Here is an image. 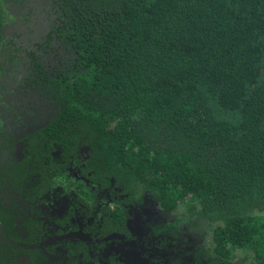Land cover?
<instances>
[{"label":"trees","instance_id":"trees-1","mask_svg":"<svg viewBox=\"0 0 264 264\" xmlns=\"http://www.w3.org/2000/svg\"><path fill=\"white\" fill-rule=\"evenodd\" d=\"M15 58L42 104L19 164L71 163L99 253L264 264V0H0Z\"/></svg>","mask_w":264,"mask_h":264},{"label":"flooded vegetation","instance_id":"flooded-vegetation-1","mask_svg":"<svg viewBox=\"0 0 264 264\" xmlns=\"http://www.w3.org/2000/svg\"><path fill=\"white\" fill-rule=\"evenodd\" d=\"M10 61H0V204H9L5 217H0V264H150L156 256L142 253L138 261L124 249L127 241L112 240L98 252L99 246L83 222V201L92 200L83 182L74 178L71 163L62 168L60 158L55 157L58 164L51 169L42 163L33 170L28 164H19L17 148L22 144V133L38 123L42 104L33 93L20 91L28 77L23 76L27 71L24 64L12 78L15 81L8 80V73L14 74L7 71ZM17 169L28 171L27 176L21 180ZM65 176H71L73 183L66 184ZM156 206L149 210L162 217Z\"/></svg>","mask_w":264,"mask_h":264},{"label":"rangeland","instance_id":"rangeland-1","mask_svg":"<svg viewBox=\"0 0 264 264\" xmlns=\"http://www.w3.org/2000/svg\"><path fill=\"white\" fill-rule=\"evenodd\" d=\"M23 70V60L20 59V58H15L13 60L10 61V64H9V67L7 68V71H14V74L11 75L10 73H8L11 77V79H8V80H12V82L15 81V79H12V78H15V76H17L16 74L18 72H21ZM8 80L6 81L7 82V87H10L11 85H9V82ZM155 210H160L157 206L155 207ZM161 213V212H160ZM163 213V211H162ZM161 213V214H162ZM181 212H175L172 214V217L173 219H170V221H174L175 218H177L178 216H181ZM179 230L181 231H185L187 229V224L185 221H181L180 224H179ZM194 242H197L198 245H202V246H205L206 248H209L211 246V238L209 235H207L206 237L198 240V241H195ZM238 254H240L242 257L245 255V252L244 251H241V252H238ZM245 264V263H244ZM248 264V261L247 263Z\"/></svg>","mask_w":264,"mask_h":264}]
</instances>
